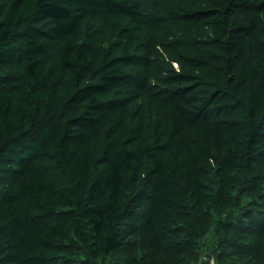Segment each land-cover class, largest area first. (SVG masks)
<instances>
[{
    "label": "trees",
    "instance_id": "1",
    "mask_svg": "<svg viewBox=\"0 0 264 264\" xmlns=\"http://www.w3.org/2000/svg\"><path fill=\"white\" fill-rule=\"evenodd\" d=\"M0 264H264V0H0Z\"/></svg>",
    "mask_w": 264,
    "mask_h": 264
}]
</instances>
